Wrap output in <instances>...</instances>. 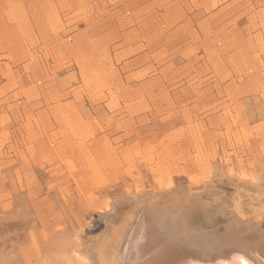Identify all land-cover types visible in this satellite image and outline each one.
Wrapping results in <instances>:
<instances>
[{
	"label": "rangeland",
	"instance_id": "374dc122",
	"mask_svg": "<svg viewBox=\"0 0 264 264\" xmlns=\"http://www.w3.org/2000/svg\"><path fill=\"white\" fill-rule=\"evenodd\" d=\"M214 164H264V0H0V264L97 234L104 190Z\"/></svg>",
	"mask_w": 264,
	"mask_h": 264
},
{
	"label": "bare ground",
	"instance_id": "6f19581e",
	"mask_svg": "<svg viewBox=\"0 0 264 264\" xmlns=\"http://www.w3.org/2000/svg\"><path fill=\"white\" fill-rule=\"evenodd\" d=\"M150 174L148 185L104 190L100 231H74L64 255L46 263L70 264L68 256L75 264H264V164L252 173L208 170L183 187L169 172ZM229 187L230 199L219 195Z\"/></svg>",
	"mask_w": 264,
	"mask_h": 264
},
{
	"label": "water",
	"instance_id": "95a60500",
	"mask_svg": "<svg viewBox=\"0 0 264 264\" xmlns=\"http://www.w3.org/2000/svg\"><path fill=\"white\" fill-rule=\"evenodd\" d=\"M199 264H215V263L209 262V261H206V262L202 261V262H199Z\"/></svg>",
	"mask_w": 264,
	"mask_h": 264
}]
</instances>
